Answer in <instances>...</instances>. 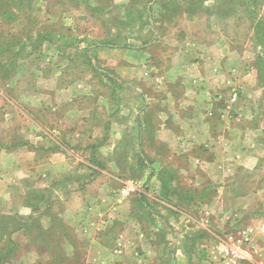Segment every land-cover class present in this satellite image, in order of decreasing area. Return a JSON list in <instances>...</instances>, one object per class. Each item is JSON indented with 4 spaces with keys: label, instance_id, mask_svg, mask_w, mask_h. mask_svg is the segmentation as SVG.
Here are the masks:
<instances>
[{
    "label": "rangeland",
    "instance_id": "374dc122",
    "mask_svg": "<svg viewBox=\"0 0 264 264\" xmlns=\"http://www.w3.org/2000/svg\"><path fill=\"white\" fill-rule=\"evenodd\" d=\"M199 87L262 119L264 0H0V264H264V133L230 175L168 148Z\"/></svg>",
    "mask_w": 264,
    "mask_h": 264
},
{
    "label": "crops",
    "instance_id": "0c3cea01",
    "mask_svg": "<svg viewBox=\"0 0 264 264\" xmlns=\"http://www.w3.org/2000/svg\"><path fill=\"white\" fill-rule=\"evenodd\" d=\"M201 91V87L196 89H188L186 91L185 94L187 95V97H189L191 103L184 107L185 112L183 115H179L178 117H176L177 125L180 127L181 131L170 130L169 127L164 128L167 129L165 130V135L169 136L171 142L170 147L168 148L175 153H183L184 155L185 153H189L190 161L188 162V169H192V165L194 163L195 168L206 170L215 169L217 167L226 170L223 171L224 175H230L231 173H235L233 171L234 169L237 171L244 170L249 172L250 170H256L257 168H259L261 164V158L256 156L255 152H252L246 148L247 143L245 142V140L250 135H253V137L256 138L257 135H261V133H264V130H261L260 128L262 125H264V116L261 120L256 121L255 115L250 117L248 114H245L246 111H244L243 115H241L240 118H237V120L234 119V123L231 125H229L230 122L223 118V127L222 125L217 126L215 120H210L207 122V119L203 116V119L199 120V106L196 105V103H192V99H195L197 94ZM191 111L193 112L192 114ZM209 119H211L210 116ZM234 134H236V138H234ZM180 137L185 139L188 142L189 146L186 142L183 144ZM178 141L181 142L177 143ZM234 141H236L237 145H239L240 148L237 149L236 152L229 153L228 145L232 144V142ZM202 143L205 144V147L209 149L207 156L212 154L208 159L194 155V152L198 150V147L200 148ZM254 144L256 147L255 142L253 143V146ZM230 154L234 155L233 160H229ZM219 157L223 159L221 160ZM56 159H59V154H53L50 157L45 158V160L43 161V163H45L46 165V168L51 169V176L55 175L58 172L56 171L57 169H52L54 168L55 164L53 163ZM190 173H193L192 170ZM46 177L49 178L48 175H46ZM175 249L176 251L174 252L176 254V259H181L185 263H192L191 261L194 260V257L196 256L193 252L188 253L187 251H180L181 249L179 245H176ZM228 259L229 258L227 257V260ZM208 260L209 264L214 261L213 258L205 259L204 264H207L206 261ZM175 261L176 260L174 259V264H176ZM232 261L235 262L234 260Z\"/></svg>",
    "mask_w": 264,
    "mask_h": 264
},
{
    "label": "built area",
    "instance_id": "2783aa9c",
    "mask_svg": "<svg viewBox=\"0 0 264 264\" xmlns=\"http://www.w3.org/2000/svg\"><path fill=\"white\" fill-rule=\"evenodd\" d=\"M263 231H264V228H263ZM241 247L238 246L237 247V250L239 251L238 253L235 254V256H233L236 260H239V261H244V260H248V256H246L244 254V252L240 249Z\"/></svg>",
    "mask_w": 264,
    "mask_h": 264
}]
</instances>
